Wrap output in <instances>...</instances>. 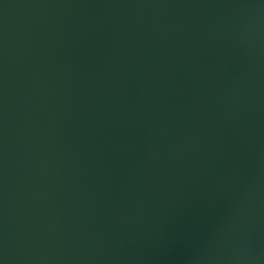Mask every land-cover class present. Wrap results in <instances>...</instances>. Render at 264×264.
Here are the masks:
<instances>
[{
    "label": "water",
    "instance_id": "water-1",
    "mask_svg": "<svg viewBox=\"0 0 264 264\" xmlns=\"http://www.w3.org/2000/svg\"><path fill=\"white\" fill-rule=\"evenodd\" d=\"M0 264H264V0H0Z\"/></svg>",
    "mask_w": 264,
    "mask_h": 264
}]
</instances>
